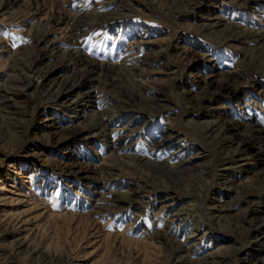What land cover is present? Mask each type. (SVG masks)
Returning a JSON list of instances; mask_svg holds the SVG:
<instances>
[{
    "label": "rangeland",
    "instance_id": "obj_1",
    "mask_svg": "<svg viewBox=\"0 0 264 264\" xmlns=\"http://www.w3.org/2000/svg\"><path fill=\"white\" fill-rule=\"evenodd\" d=\"M0 51V182L41 213L0 264H264V0H0Z\"/></svg>",
    "mask_w": 264,
    "mask_h": 264
},
{
    "label": "bare ground",
    "instance_id": "obj_2",
    "mask_svg": "<svg viewBox=\"0 0 264 264\" xmlns=\"http://www.w3.org/2000/svg\"><path fill=\"white\" fill-rule=\"evenodd\" d=\"M190 4H191V6L189 5V8L193 9L195 6V3L192 2ZM96 22H97L96 20H94L91 23L79 22L80 24L76 25L77 24L76 23L75 24L76 26L73 29L75 30V33H77V32L79 33L85 29L90 28ZM60 23H61V21H60ZM74 47H75V44L73 45V47L71 49H69L70 51H68L66 53V55L64 56L65 60L71 64L76 62L78 59H80L79 58L80 54H78L79 52L77 50H75ZM37 54H38V57H40V59L42 57L47 56V53L44 52L43 49H39ZM33 69L35 70V67ZM92 69H94V68H91V70ZM50 70L51 69L48 68V69H46V71L43 72L42 75H40V74L39 75L42 78H44ZM30 71H32V70L30 69ZM15 83H17V85L15 84V88H19L18 85L19 84L21 85L23 83V80L18 79L15 81ZM31 83L32 82L29 80L25 84V87L29 86ZM20 90L23 91L21 88H20ZM9 92H11V91L7 90L4 93L2 92V94L0 95V102L1 103L8 100L10 98L9 96L11 94H14V91L11 93H9ZM92 127H94V128L100 127L102 132L106 131L105 130L106 124H105L104 120H99L96 123L94 122L92 124ZM209 131H212V128H206L205 129V133H208ZM54 134L57 135V131ZM104 134H105L104 136H106L107 139H110L111 134H112V130H109L108 132H105ZM226 155H228L227 158L231 159V160H235L239 156L236 153V151L229 153V154H226ZM68 166H69V168H71V167L75 168L76 167L78 169L77 173L79 175L84 174L83 177H85L86 179H96V176H95V175H97L96 171L94 169L89 168L88 166L83 167L82 165H80L76 162L69 163ZM11 172L16 173L15 170H13ZM17 174H18V172H17ZM28 190L29 189H26V188L18 189L16 187V185H14V183H10L9 185H7L3 182H0V239L3 240L6 238H11V241L9 242V246L12 249H14V251H16V253L18 252V253H23V254H29V253L31 254V251L33 250L32 249L33 247H31V241H32V238H34L33 237L34 233H35L34 231L39 226V224L37 223V220H39L38 218L41 214V213L36 214V211L38 210V206L35 203H37V202H32V200L30 199V193ZM135 196L136 195L134 192L129 191L126 195L125 201H127L129 203L138 201V200H136ZM37 213H38V211H37ZM3 264H4V262H3ZM73 264H77V263L75 262Z\"/></svg>",
    "mask_w": 264,
    "mask_h": 264
}]
</instances>
